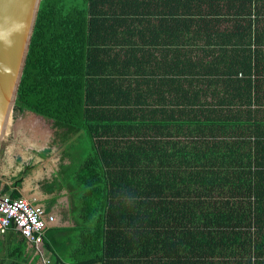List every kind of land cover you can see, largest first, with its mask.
<instances>
[{"label": "trees", "instance_id": "obj_1", "mask_svg": "<svg viewBox=\"0 0 264 264\" xmlns=\"http://www.w3.org/2000/svg\"><path fill=\"white\" fill-rule=\"evenodd\" d=\"M25 111L68 196L50 264H264V0H40ZM0 264L39 256L9 230Z\"/></svg>", "mask_w": 264, "mask_h": 264}, {"label": "crops", "instance_id": "obj_2", "mask_svg": "<svg viewBox=\"0 0 264 264\" xmlns=\"http://www.w3.org/2000/svg\"><path fill=\"white\" fill-rule=\"evenodd\" d=\"M11 121L7 132L11 131L13 138L7 142L0 154V189L8 185L9 190L6 192L10 193L15 188L20 196L40 203L54 215L68 212V196L65 189L48 190L45 187L46 181H50L58 170L60 156V148L51 142V122L32 111H25ZM19 163L22 168L18 167ZM28 164L32 168L26 175L30 173V176L24 178L25 175L18 186H13V178ZM13 166L17 169L16 174L13 173ZM54 225L68 224L56 220Z\"/></svg>", "mask_w": 264, "mask_h": 264}, {"label": "water", "instance_id": "obj_3", "mask_svg": "<svg viewBox=\"0 0 264 264\" xmlns=\"http://www.w3.org/2000/svg\"><path fill=\"white\" fill-rule=\"evenodd\" d=\"M39 1L0 0V140L12 117Z\"/></svg>", "mask_w": 264, "mask_h": 264}, {"label": "built area", "instance_id": "obj_4", "mask_svg": "<svg viewBox=\"0 0 264 264\" xmlns=\"http://www.w3.org/2000/svg\"><path fill=\"white\" fill-rule=\"evenodd\" d=\"M55 220V215L40 203L0 191V234L9 230L20 233L28 248L39 256V264H50L42 237L44 231L55 224Z\"/></svg>", "mask_w": 264, "mask_h": 264}, {"label": "rangeland", "instance_id": "obj_5", "mask_svg": "<svg viewBox=\"0 0 264 264\" xmlns=\"http://www.w3.org/2000/svg\"><path fill=\"white\" fill-rule=\"evenodd\" d=\"M11 116H12V113H11ZM12 118L13 117H11L10 119H9V123H8V125H7V128L9 127V125H11L10 123L12 122L11 120H12ZM6 131H8V129L6 130ZM5 131V135L2 137V139L0 140V154H1V150H3V149H5V146L7 145V142L8 141H10V140H12V136H11V131L8 133V132H6ZM56 151V153H57V155H58V152H57V150H55ZM41 153V152H40ZM41 154H43V153H41ZM0 158H1V155H0ZM14 164H15V162H14ZM18 167L19 168H22V165L19 163L18 164ZM13 168H14V171H13V173L14 174H16V171H17V169H15V167L13 166ZM9 174H10V172H8ZM30 176V173L29 174H27L24 178H28ZM66 201L64 200L63 201V203H65ZM55 217H56V220L58 221H60L61 223H64V224H71V220H70V218H69V216H68V212L66 211V212H59V213H55ZM56 220H55V222H56Z\"/></svg>", "mask_w": 264, "mask_h": 264}]
</instances>
